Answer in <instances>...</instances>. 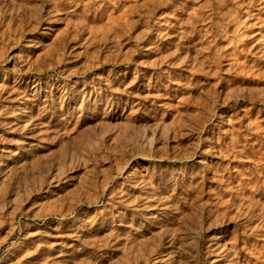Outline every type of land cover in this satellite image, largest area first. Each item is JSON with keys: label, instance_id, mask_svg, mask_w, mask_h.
<instances>
[{"label": "rangeland", "instance_id": "rangeland-1", "mask_svg": "<svg viewBox=\"0 0 264 264\" xmlns=\"http://www.w3.org/2000/svg\"><path fill=\"white\" fill-rule=\"evenodd\" d=\"M0 264H264V0H0Z\"/></svg>", "mask_w": 264, "mask_h": 264}]
</instances>
